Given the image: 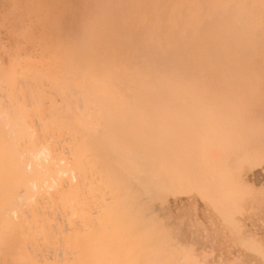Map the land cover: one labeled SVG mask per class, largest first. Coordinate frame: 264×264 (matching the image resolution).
Returning a JSON list of instances; mask_svg holds the SVG:
<instances>
[{
    "label": "rangeland",
    "instance_id": "obj_1",
    "mask_svg": "<svg viewBox=\"0 0 264 264\" xmlns=\"http://www.w3.org/2000/svg\"><path fill=\"white\" fill-rule=\"evenodd\" d=\"M0 102L26 118L19 127L29 143L23 136L19 147L35 146L33 160L5 169L22 163L28 179L0 182L20 187L14 200L32 186L20 217L30 236L43 230L31 227L34 207L53 231L49 241L37 231L25 262L0 229L8 245L0 244V264L72 261L55 240L71 239L80 223L64 224L60 195L80 184L81 201L101 211L108 198L93 203L87 179L115 162L128 179L150 174L147 196L165 192L153 200L173 225L161 226L181 264H264V0H0ZM75 164L86 167L84 179ZM54 196L61 210L48 215ZM13 199L3 208L0 198V209L18 219Z\"/></svg>",
    "mask_w": 264,
    "mask_h": 264
},
{
    "label": "bare ground",
    "instance_id": "obj_2",
    "mask_svg": "<svg viewBox=\"0 0 264 264\" xmlns=\"http://www.w3.org/2000/svg\"><path fill=\"white\" fill-rule=\"evenodd\" d=\"M6 94L8 95L9 99H11V95H14L15 93L11 89V91H7ZM21 109H23V108L21 107ZM9 110H6V109L3 110L1 105H0V137L3 139L2 143L0 144V148L3 149V150L1 149V152H0V178H1V181H3L5 178L10 176V177H14L15 179L17 178V180L21 181L22 178L25 179L26 175L28 174L26 171V168L23 169L21 167L22 163H19L20 166L14 168V170L12 172H10L9 174H7L5 172V169L9 165L11 166L13 161L16 162V159L17 160L20 159V160H22V162L28 160L29 158L31 159V156L33 157V155H31V154H32V151L35 149V146L26 144L23 147H19V144L21 143V141H23V136H24L23 133L25 132V129L23 128L24 126L23 127H19V126L21 125L22 119L25 117L22 116V114H21L22 111H21V113L17 114L14 112H10L11 110L10 111ZM23 112H25V111H23ZM83 119H85V117ZM24 120H26V118ZM16 125L18 127H16ZM6 126H7V129H5ZM8 134H10L12 136L10 137V135H8ZM89 135H90V133H89ZM38 137L40 138L39 135H38ZM89 137H91V135ZM39 138H38V140H39ZM82 138H85V137H82ZM82 138H81V142H82ZM24 139H27V138H25V136H24ZM74 140H76V139H74ZM49 141H50V139H49ZM69 141H71V140H69ZM88 141H89V139H88ZM27 142H28V139H27ZM31 142H32V140H31ZM40 142H42L41 145H45L43 143V141H40ZM76 142H79V140H77ZM82 143H84V142H82ZM101 144H102V142H101ZM45 147H47V145ZM79 147H80V145L78 146V148ZM70 149L72 150L73 147ZM36 152H37V150H36ZM52 152H53V150H52ZM79 154H80V152H77V154H76L77 157H79ZM37 155H38V152H37L36 156ZM39 157H41V156H39ZM33 158L31 160H33ZM20 160H19V162H20ZM80 161H82V160H80ZM93 162H94V160H93ZM25 163H27V162H25ZM32 163H34V162L32 161ZM40 163H42V162L40 161ZM58 164L59 163H57L56 165H58ZM85 164H87V163H85ZM76 165L77 164H75V166ZM107 165L103 166L101 164H98L96 172L98 173L100 178L99 177H96V179L94 177L89 178V176H90L89 175L88 179H87V182L90 183L89 189H91V190H88L86 192L88 193V197L90 196V198L93 200V203H95V202L97 203L98 197L102 198V197L107 196L105 198H108V199H105V200H107V202H106V204H104L102 206L101 211L99 210V212L98 211L96 212L93 209V207L91 208V206L87 205V204L91 205L92 202H87V200H89V199H85L86 197H84L85 201H81L79 196L84 193V189H83V187L80 186V184H76L75 186L72 185L71 188L68 190V192L66 190L67 193L64 194L65 197L62 198L60 195V201L62 202V204L64 203L63 205L62 204H60V205H62V208L64 209V211L68 212L67 213V212L62 211L64 214L61 212L62 214L60 216L65 215L64 216L65 218H63V216H62V218H63L62 220L63 221L67 220V222H65V223L63 221L62 222L65 225H66V223L68 225L72 224V226H70V229H71V227H73V225L76 221L78 222V225L80 223V227L76 226V227H78V229L72 230L73 232L76 233V235L72 236L71 239L61 240L60 239L61 235H60L59 236L60 240H59L57 235L55 234L57 237V240H55L56 245L58 246L59 242L63 243V244H61V246L64 245L65 248H63L64 250H62V251H65V249H68L69 252H71L70 254L73 257L72 261L68 262V261L64 260L63 263L64 264H82V263L83 264H181L174 257L176 255L171 254V253H174V252H172L174 247L172 248L169 245L170 246V248H169V246L167 245L168 242H167V240H165L166 237L168 236V234H170V232L168 233L167 231H165V230H167V227H164V226L168 225V227H169L168 229L171 231L173 229V228H171V226L173 227V225H170L171 222L167 221L168 217L163 215V213H162L163 216L158 214L159 212H157V210H156L157 208H156V204H155L157 201L153 200L157 195L159 196V198L165 200L166 199V195H164L165 192L162 190L161 193L159 194V192L157 190L158 194L156 196L153 194L151 196H147V193H148V195H149V193L150 194L152 193L151 191H149L150 189L148 188L149 185H151V184H149V178H150L149 175L150 174L148 172L141 175L142 177H138L139 179L137 181L134 180V179H137L136 177L135 178L131 177L132 179L129 178L130 179L129 180L128 175H127L128 177H125L124 172L127 173V169L125 167L121 166L117 162H115L114 164H111V165H109V163H108ZM37 166H38V164H36V166H34V168L32 169V171L30 173H32L35 170L37 171ZM58 166H60V165H58ZM68 168H69V165H68ZM85 168L86 167L82 166L81 164L77 165V170H78V173L80 175L79 176L80 178L84 179L83 171L85 170ZM93 168H95V166H93ZM93 168H92V170H93ZM40 169H39V171H40ZM90 169L91 168L88 169L89 170L88 173H90V172H91V174L94 173V172L90 171ZM30 173H29V175H30ZM31 175H33V173ZM31 175H30V177H31ZM133 175H134V173H133ZM59 177H61V175H59ZM26 178L28 179V177H26ZM61 179H62V177H61ZM100 179H101V181H100ZM23 180H22V182H23ZM61 181L64 183L65 180H61ZM4 182L5 181H3V183ZM24 182H26V180ZM65 182H68V181H65ZM151 182L153 185L155 183H157L156 180H155V182L151 180ZM3 183L0 182V198H2L1 204H3V206H4L3 208H9L11 200L20 194V192H19L20 187L8 186L7 182H6V185H5L6 187H5ZM85 186H86V184H85ZM31 187H30V185H25V186L21 187L24 190L23 194L26 195V193L29 192V195H30ZM38 187H39V185H38ZM39 189H40V187H39ZM55 191H56V188H55ZM55 194H57V193H55ZM31 195H32V193H31ZM33 195H35V194L33 193ZM28 196H25V197H27L26 199L23 198V199H25L24 201L31 198L30 196L29 197ZM56 196L59 198L58 194ZM56 196H54L55 198L54 197L51 198L52 200H51L50 207L48 205L50 203H48V204L46 203L47 205L44 206V207H46L45 210H46L48 215H50L53 212V210L56 209V206L59 207V200ZM94 196H95V199H94ZM142 196H147V198L143 199ZM61 198H62V200H61ZM54 199H56V200H54ZM14 201H16V206L18 208V211L20 212V213L18 212V214L16 215L17 217L19 215V218L17 219L13 216L11 218L10 212L4 213L0 209V217H1L2 213L4 214L3 219H1L2 222L0 221L1 235L3 234V236H2L4 239L3 241L8 242L7 244L10 245V248L8 249L9 252L10 253L13 252L12 254L15 253V255H13L15 258L20 256L21 260H24L26 262V257H27L26 256V250H25L26 244H31V245L34 244L35 245L36 244L35 242L38 241L37 235H38L39 231H40L39 237L40 238L43 237L44 238L43 240L49 241L50 234L53 231L51 230L52 231L51 232L49 230V232H50L49 233L47 230H45V224L48 223V219L45 218L47 216L43 217L42 213H39L38 210H36L34 207L32 210L27 211V212L30 211L27 214V216H29L31 214V217L30 216L29 217L31 218V221L35 223L34 226H31V227L33 229V227H35V225L37 228H38V226H41V229H43V230H37L38 232L36 230H34L33 236H30L29 235L30 232H28L29 229L28 230L26 229L28 227H22V225L25 224L24 223L25 221H23V219H22L23 218L22 214H26V212L23 213L21 208H22V206L25 207L26 203L22 200H17V199ZM53 201H56V202H53ZM31 202H32V200H31ZM23 203H25V204H23ZM99 203H101V202L99 201ZM99 203H97V204H99ZM176 205H177V203H176ZM97 206H99V205H97ZM163 206L164 205H162V207ZM173 206L174 205H172V208H173ZM11 207H12V203H11ZM88 207H89V209L90 208L92 209V212H93V210L96 212V215L93 213V215H95V217L91 214V210H89ZM59 208L61 210V207H59ZM173 209H175V207ZM60 210H59V212H60ZM158 211H160L159 208H158ZM161 211H163V209H161ZM172 211L173 210H171V212ZM172 215H173V213H172ZM20 217H22V218H20ZM60 219H61V217H60ZM169 220H170V218H169ZM61 223H60V225L63 226L64 224H61ZM76 223H75V225H77ZM130 223L132 224V226L129 225ZM29 224L30 223H28L26 225H29ZM60 225H59V228H60ZM65 225H64V227H66ZM161 225H164V226H161ZM128 226L131 227L130 230L128 229ZM31 227H30V230H32ZM74 228H75V226H74ZM80 228L83 229V232H79ZM62 229H60V231ZM57 230L59 231L58 227H57ZM179 230H181V229H179ZM181 232H183V231H181ZM48 233H49V235H48ZM125 233H127L128 237L131 238L130 243H127V242L124 243V242L118 241L120 239L119 237L120 236L123 237L125 235ZM27 235L30 236L27 238L29 241L26 239ZM131 235H134V236H131ZM175 237H177L176 234H175ZM173 239H175V238L173 237ZM25 240H27L26 241L27 243L24 242ZM164 240L166 242L165 244H164ZM3 241L0 240V244H2V246L4 245V247H5V245L8 247L7 244H3L4 243ZM50 241H52V239ZM1 242H3V243H1ZM47 243H49V242H47ZM81 244L83 245V255L79 254L77 252L79 250ZM178 245H180V244H178ZM57 246H56V248H57ZM58 247L60 248V246H58ZM0 248H1L0 252L2 253L1 245H0ZM186 249H187V246H186ZM8 250H7V252H8ZM65 252L69 253L67 251H65ZM56 253L58 254V252H56ZM12 254H9V255L12 256ZM57 254H56V258L59 257V256H57ZM109 254H111V255H109ZM64 255H65V253H64ZM184 258H186V257H184ZM65 259H67V258H65ZM69 259H71V257ZM69 259H67V260H69ZM55 260L57 261V259H55ZM187 262H189V261L186 258V264H188ZM191 264H195V259L192 261Z\"/></svg>",
    "mask_w": 264,
    "mask_h": 264
}]
</instances>
